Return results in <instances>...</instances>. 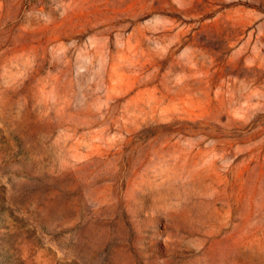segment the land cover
Returning a JSON list of instances; mask_svg holds the SVG:
<instances>
[{
	"label": "rangeland",
	"instance_id": "obj_1",
	"mask_svg": "<svg viewBox=\"0 0 264 264\" xmlns=\"http://www.w3.org/2000/svg\"><path fill=\"white\" fill-rule=\"evenodd\" d=\"M0 264H264V0H0Z\"/></svg>",
	"mask_w": 264,
	"mask_h": 264
}]
</instances>
